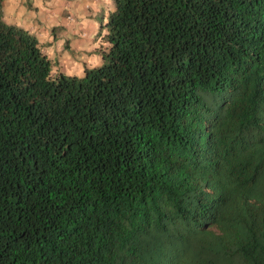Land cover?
I'll use <instances>...</instances> for the list:
<instances>
[{
	"label": "trees",
	"instance_id": "1",
	"mask_svg": "<svg viewBox=\"0 0 264 264\" xmlns=\"http://www.w3.org/2000/svg\"><path fill=\"white\" fill-rule=\"evenodd\" d=\"M97 36L54 71L0 0V264H264V0H113Z\"/></svg>",
	"mask_w": 264,
	"mask_h": 264
},
{
	"label": "crops",
	"instance_id": "2",
	"mask_svg": "<svg viewBox=\"0 0 264 264\" xmlns=\"http://www.w3.org/2000/svg\"><path fill=\"white\" fill-rule=\"evenodd\" d=\"M112 8L113 0H2L4 20L34 34L50 60L61 58L58 69L72 75L101 63L100 39L92 33L98 30V17L105 23Z\"/></svg>",
	"mask_w": 264,
	"mask_h": 264
},
{
	"label": "rangeland",
	"instance_id": "3",
	"mask_svg": "<svg viewBox=\"0 0 264 264\" xmlns=\"http://www.w3.org/2000/svg\"><path fill=\"white\" fill-rule=\"evenodd\" d=\"M104 12H106V10L104 11ZM100 17H98V19L96 20L97 21V23H96V25H98V30H99V25L101 24L100 22ZM98 30L95 32V33H92V35H93V37H97V33H98ZM89 31V30H88ZM90 32H92V31H90ZM93 37H90V38H93ZM53 60H57L56 62L55 61H53ZM102 62V59H100L99 60V62ZM51 62H52V69L53 70H55L56 68H57V70H59L58 68H60L59 67V65L61 64V62H62V60H61V58L58 56H53L52 57V60H51ZM89 65L88 66H91L92 65V63H88ZM99 65V64H98ZM93 66V65H92ZM82 68V67H81ZM68 75H72V73L71 74H68Z\"/></svg>",
	"mask_w": 264,
	"mask_h": 264
},
{
	"label": "clouds",
	"instance_id": "4",
	"mask_svg": "<svg viewBox=\"0 0 264 264\" xmlns=\"http://www.w3.org/2000/svg\"><path fill=\"white\" fill-rule=\"evenodd\" d=\"M69 18H71V16H70V15H69ZM85 35H86V33H85V32H83V33H82V36H85Z\"/></svg>",
	"mask_w": 264,
	"mask_h": 264
}]
</instances>
